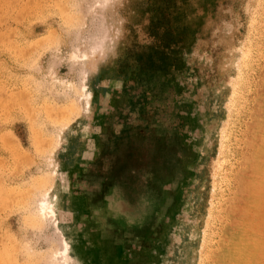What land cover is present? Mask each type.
Masks as SVG:
<instances>
[{"label": "rangeland", "instance_id": "rangeland-1", "mask_svg": "<svg viewBox=\"0 0 264 264\" xmlns=\"http://www.w3.org/2000/svg\"><path fill=\"white\" fill-rule=\"evenodd\" d=\"M259 145L264 0H0V264H250Z\"/></svg>", "mask_w": 264, "mask_h": 264}, {"label": "bare ground", "instance_id": "bare-ground-1", "mask_svg": "<svg viewBox=\"0 0 264 264\" xmlns=\"http://www.w3.org/2000/svg\"><path fill=\"white\" fill-rule=\"evenodd\" d=\"M88 97L89 96L85 98L86 104L88 101ZM251 166L254 167L255 173L253 174V182L250 184V186L247 189V198L250 201V208L260 212L261 211L260 201L257 198L261 194V190L259 189L257 184H262V182L257 177L261 175V169L264 168V151L261 150L260 145L257 146L253 152V156L251 159ZM43 197L47 199H41L39 201L38 206H37L38 214H44V213L48 214L49 212L54 213L55 212L54 207L57 204V199H58L55 192L51 194L48 193L44 195ZM262 214H264V211H262ZM29 219H31V217H29ZM242 236H244V234ZM249 236H254V238H256L257 234L253 230H251L249 231L247 237ZM262 242L263 241L261 239L256 240L254 241L255 244L253 243L254 245L250 249L247 247L249 249L248 251L242 250L241 254L247 257L250 264H253L256 262L254 259L255 256H257L258 259L264 258V249L263 250L260 249L256 253V248L254 247V246H260ZM251 245L252 244H250V246ZM227 249H228V246L223 247V250L225 253H227ZM236 250L237 249L234 250V255H236L237 253ZM259 253H262L263 256L258 255ZM55 254L58 255L59 261L61 262V264H74V256L71 254V246L69 243L66 242L63 245V248ZM220 258L221 257L218 258V261ZM218 261L216 264H218Z\"/></svg>", "mask_w": 264, "mask_h": 264}, {"label": "trees", "instance_id": "trees-1", "mask_svg": "<svg viewBox=\"0 0 264 264\" xmlns=\"http://www.w3.org/2000/svg\"><path fill=\"white\" fill-rule=\"evenodd\" d=\"M139 72L136 79V85L141 86L146 83L145 80H149V77L153 74V71L159 68L152 61L148 60V63L144 64V67L139 68ZM152 69V72L150 71ZM142 72V73H141Z\"/></svg>", "mask_w": 264, "mask_h": 264}]
</instances>
